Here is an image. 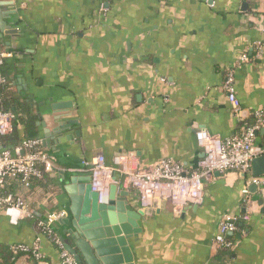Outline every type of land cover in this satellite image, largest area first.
I'll list each match as a JSON object with an SVG mask.
<instances>
[{
	"label": "crops",
	"instance_id": "obj_1",
	"mask_svg": "<svg viewBox=\"0 0 264 264\" xmlns=\"http://www.w3.org/2000/svg\"><path fill=\"white\" fill-rule=\"evenodd\" d=\"M0 50L13 53L3 73L18 105L7 144L40 138L56 163L44 183L19 192L34 219L13 225L0 215V264L40 235L47 263L62 264L36 221L67 211L53 226L67 238L64 188L90 178L83 162L99 154L108 163L136 152L143 167L193 166L203 157L199 129L227 139L260 121L253 149L264 151V0H0ZM229 72L240 115L224 89ZM204 183L203 205L182 212L161 201L142 210L128 192L145 213L131 243L135 264H264V176L214 173ZM225 217L238 219L230 246L217 240Z\"/></svg>",
	"mask_w": 264,
	"mask_h": 264
},
{
	"label": "built area",
	"instance_id": "obj_2",
	"mask_svg": "<svg viewBox=\"0 0 264 264\" xmlns=\"http://www.w3.org/2000/svg\"><path fill=\"white\" fill-rule=\"evenodd\" d=\"M13 53L0 50V87L9 85L3 67ZM242 61H248L244 55ZM234 74L229 72L224 83L229 101L236 115L242 112L241 104L235 95ZM17 114L4 108V99L0 93V138H10L15 132ZM249 128L244 133L231 138H222L212 134L206 128L196 132L198 146L203 157L193 166L174 159H163L148 167H143L136 152L116 154L108 163L104 155H97L83 162L84 170L90 175L92 190L99 194L100 203L107 204L112 186L119 190L134 192L142 210L152 208L157 201L166 202L176 212H182L194 206H202L205 199V178L214 173L236 172L243 177L252 171V161L264 156V151L255 152L253 144L255 133L261 125ZM56 169V163L43 148L40 138H26L16 145L9 146L0 142V215L5 214L10 223L18 225L28 219H34L33 210L22 195L3 193L2 190L12 180H19L24 188L31 186L37 179L46 178ZM259 184L258 181H254ZM253 183V182H252ZM249 185V183H248ZM244 194L248 195L247 188ZM68 218V212L61 210L49 213L45 220H38L43 235L48 236L61 249L62 264H78L68 252L61 239L56 237L53 226ZM249 217L246 216L245 219ZM238 219L225 217L220 226L218 243L230 246L225 236L237 229ZM17 253L32 252L38 264H48L43 254L42 236H38L32 246L14 245Z\"/></svg>",
	"mask_w": 264,
	"mask_h": 264
},
{
	"label": "water",
	"instance_id": "obj_3",
	"mask_svg": "<svg viewBox=\"0 0 264 264\" xmlns=\"http://www.w3.org/2000/svg\"><path fill=\"white\" fill-rule=\"evenodd\" d=\"M67 107V104L54 108ZM253 177L264 176V156L252 161ZM70 204L71 218L65 221L67 238H61L65 249L78 264H135L132 240L143 232L142 210H135L126 201L128 192L112 186L107 204L100 203L99 194L92 190L90 178L82 184L72 178L64 188ZM194 209L198 207L194 206Z\"/></svg>",
	"mask_w": 264,
	"mask_h": 264
},
{
	"label": "trees",
	"instance_id": "obj_4",
	"mask_svg": "<svg viewBox=\"0 0 264 264\" xmlns=\"http://www.w3.org/2000/svg\"><path fill=\"white\" fill-rule=\"evenodd\" d=\"M0 93L3 96L4 99V108L6 110H13L14 107L17 109L18 105L17 102L15 101V99L13 98V95L11 93V89H10V85H6V86H2L0 87ZM13 138L12 136L10 138H0V142L7 144L9 141H12ZM18 144V143H16ZM14 144V145H16ZM46 180V178L43 179H37L34 180L31 184L30 187L28 188H24L23 184L19 181V180H12L10 181V183L6 186V188L4 190H2L3 193L9 194V193H13V194H19V192L22 190H26L28 192V194L32 191V189L36 186L39 185L40 183H44V181ZM24 196V195H23ZM27 197V196H26ZM25 198V197H24ZM26 199V198H25ZM28 202V201H27ZM29 204V203H28ZM31 207V204H29ZM32 208V207H31ZM39 220H44V219H39ZM38 220L36 221L37 224ZM55 235V234H54ZM56 236V235H55ZM57 237V236H56ZM21 257H29L34 263L33 264H38L37 260L34 258L33 253L32 252H27V253H17L15 254L12 249H9V264H16L17 261L21 258Z\"/></svg>",
	"mask_w": 264,
	"mask_h": 264
}]
</instances>
